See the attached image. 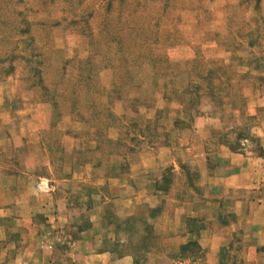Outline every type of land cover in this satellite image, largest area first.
Returning a JSON list of instances; mask_svg holds the SVG:
<instances>
[{"label": "rangeland", "instance_id": "1", "mask_svg": "<svg viewBox=\"0 0 264 264\" xmlns=\"http://www.w3.org/2000/svg\"><path fill=\"white\" fill-rule=\"evenodd\" d=\"M226 152L264 164V0H0V209L36 190L43 264H72L100 221L118 255L170 236L189 240L174 264H207L200 240L264 264V180L244 216L205 182ZM7 248L0 264H27Z\"/></svg>", "mask_w": 264, "mask_h": 264}, {"label": "crops", "instance_id": "2", "mask_svg": "<svg viewBox=\"0 0 264 264\" xmlns=\"http://www.w3.org/2000/svg\"><path fill=\"white\" fill-rule=\"evenodd\" d=\"M225 154L229 155L230 158L227 157L226 160H221L218 167L212 169L211 172L209 171V175L205 182L211 190L223 191L227 194V197L233 198L234 201L232 202L234 203L233 205H235L233 211L244 216V214L249 211L247 210L249 202L252 204L255 203L254 200H250L249 197L251 190L264 180V164L263 162L241 156L237 153L226 152ZM40 202L41 201H39L36 195V190L9 191V195L5 202L6 204L0 209V219H11L18 225L19 231L17 238H10L9 235L6 236V232L8 231L6 226L0 225V240H6L8 247L6 249L7 252H9L10 249L11 251H16L15 249H17V259L23 257V259L27 260V264H29V262L31 264L32 260L33 262H37V264L44 263L42 258V240L35 220V214L41 211ZM211 204L212 202H207L204 206L201 205L195 211H188L185 206L181 207V213L179 214L175 227L178 229L185 227V219L191 215H207L208 206L210 211L212 209L210 206ZM65 205L66 203H64V201L60 202L58 209L60 210L61 216H57V218L54 219L58 224L67 220L68 216L66 215ZM244 205L246 206L245 211L243 209ZM216 214H218V212ZM106 224V222L100 221L80 232L79 238L72 244V264H138V261L144 262L143 264H174V253L179 251L183 243L189 241L170 240L171 237L169 236L166 240H154L155 246L152 247V252L149 251L146 253L145 251L143 253L141 251H133L118 255L115 253L117 240H112L111 238L107 240L105 236L103 238V236L99 234V230L104 229L105 232L107 228L109 230L112 229ZM160 225H162L160 233H164L168 226L167 224ZM218 226L219 225H217V227ZM241 227L249 229L251 225L249 226L242 222ZM177 236L180 235L177 234ZM120 241L123 243V245L121 244L122 247L127 244L125 240H119V242ZM142 242H144V240ZM200 242L209 250L207 260L205 258L207 264H220L216 254L220 249V244L223 243L222 240H200ZM256 242L258 244H264V240H257ZM130 243L133 245V243L137 244L138 242L133 240V242L130 241ZM151 244L153 243H150V245ZM247 259L250 260L251 258ZM200 261L201 260L198 262L199 264L201 263ZM46 262L48 261L45 259V264ZM261 263L263 262L260 259L257 260V264ZM23 264H25L24 261Z\"/></svg>", "mask_w": 264, "mask_h": 264}]
</instances>
